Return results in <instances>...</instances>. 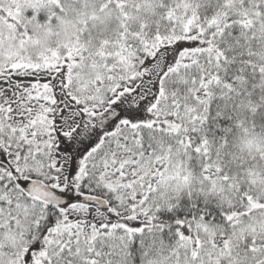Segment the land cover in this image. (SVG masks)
Instances as JSON below:
<instances>
[{
	"label": "snow or ice",
	"instance_id": "1",
	"mask_svg": "<svg viewBox=\"0 0 264 264\" xmlns=\"http://www.w3.org/2000/svg\"><path fill=\"white\" fill-rule=\"evenodd\" d=\"M0 264H264V0H0Z\"/></svg>",
	"mask_w": 264,
	"mask_h": 264
}]
</instances>
